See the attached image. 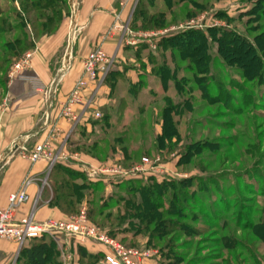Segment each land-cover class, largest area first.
<instances>
[{"label":"rangeland","instance_id":"1","mask_svg":"<svg viewBox=\"0 0 264 264\" xmlns=\"http://www.w3.org/2000/svg\"><path fill=\"white\" fill-rule=\"evenodd\" d=\"M73 1L74 13L66 8L58 26L78 16L83 0ZM172 1L169 7L167 0H143L149 4L148 11L155 18L151 26L139 23L136 32L132 31L134 15L128 21L131 17L129 14L126 21L133 34L127 36L125 42L137 41L138 44L133 46L123 42L118 45L120 38L119 35L115 36L118 51H115L114 45L109 50L105 49L109 57L115 58L113 69L99 86H104L105 91L99 97H96L98 91H95L91 99L94 107L90 111L93 115L101 114L100 119L94 120L100 121L110 113L113 121L120 118L127 128L135 124L136 128H140L142 124V130H134L139 131V135L133 136L137 138L134 146L141 149L134 154L131 152L133 162L125 161L120 148L113 153L103 142L96 152L90 151L88 147L95 140L112 142L121 132L127 131L113 132L111 129V133L105 134L100 126L92 124L97 121H90L92 130L77 136L74 141L78 144L76 147L69 146L70 141L67 142L70 159L66 164L75 162L80 165L79 169L83 172L73 169L82 173L77 181L79 185L88 186L90 181L99 190L83 189V198L78 202L74 200V211L62 207L58 209L61 212L58 215L62 219L78 216L85 208L90 223L109 241L126 252L138 254L128 256L132 264H259V259L264 258V244L251 231L245 230V225L249 219L258 220L257 212L264 208V181L256 178L254 183H250V178L245 176L247 170H261L263 165L259 162L264 155V137L260 136L264 132V129H260L264 127V80L261 84L245 79L243 68L236 63V58L250 52L248 62H253L254 52L250 51L252 44L264 59V0H192L182 4ZM161 12L164 15H159ZM193 31L205 35L208 71H204L205 62L195 66L189 59L181 60L178 51L169 49L171 45L168 43H162L168 37ZM152 34L155 35L152 45L147 44L146 38L142 37L143 40L139 37ZM14 37H21V34ZM74 39L76 41V36ZM197 43L201 44L203 40L199 38ZM227 46L233 47L235 56H238L225 58L227 53L222 50ZM240 47L243 48L242 54L237 52ZM178 83L183 88L182 92L177 87ZM246 94L254 102L240 114L234 111L237 103L232 102V106H229V98L244 101ZM168 101L173 106L183 104L176 109L180 116L173 115L181 140H172L161 147L156 140L162 134V116L169 106ZM140 106L145 108L141 115L138 114ZM136 119L139 123H135ZM229 143L236 144L229 147ZM189 145H199L205 150L196 151L185 159L183 156ZM247 148L249 152H245ZM144 159L152 163V166L145 168L147 173L139 178H119V182L138 180L148 183L149 179L159 183L188 181L189 186L184 190L193 203H184L186 220L179 219L183 232L152 238L144 233L136 235L126 223L118 228V225L105 222L107 216H112L113 220L119 216V207L112 206L117 197L127 198V185L118 190L113 186L117 182H112V177L108 175L100 177L96 183L84 171L121 169L129 172L141 167ZM48 169L50 177L53 169ZM59 174L57 172L50 181L47 180L46 187L49 188L43 195V203L49 201L53 208H57L52 205L53 185L55 180L62 178ZM236 176L244 178L237 181ZM218 177L222 179L220 183L215 180ZM217 184H220L219 190L226 191V196H232L228 216L220 210L218 200L215 202L211 194L203 192V189L210 188L217 193L214 187ZM247 186L254 191L247 194ZM161 201L167 205L164 199ZM43 203L39 204V209ZM55 242L52 264L54 257L56 264H110L107 258L118 255L115 246L106 243L88 241L92 246L86 248L75 239L63 236ZM80 248L85 250L86 258L81 256ZM123 259L120 258L118 262L124 264ZM261 263L264 264V259Z\"/></svg>","mask_w":264,"mask_h":264},{"label":"trees","instance_id":"2","mask_svg":"<svg viewBox=\"0 0 264 264\" xmlns=\"http://www.w3.org/2000/svg\"><path fill=\"white\" fill-rule=\"evenodd\" d=\"M142 1L143 0L140 1L133 16L132 31L134 32L137 31L139 23H145L146 26H151L155 18L154 14L152 15L148 11L149 4ZM190 1L192 0H176V4L188 3ZM172 3L173 1L170 0L167 5L171 7ZM66 8L70 9L69 0H19V9L14 6L8 9H3L0 6V100L3 98V94L6 90L12 66L19 61L24 54L30 52L34 48V40L37 37L52 33L55 29H57L59 24L58 22H60L64 13H66ZM159 15H164V12H161ZM15 34H21V37L15 38ZM196 35L200 38V40H203V43H197L199 38L197 39ZM204 37L205 35L193 31L190 34L186 33L175 37H168L166 40L163 39L162 43H168L171 45L169 46V49L178 51L181 60L189 59L194 62L195 66L205 62L204 71H208V60L206 58L207 43L204 41ZM250 45L251 53H255V55L253 53L252 58L254 60L250 63L248 62L250 52L243 57H241L242 55H237V57L235 56V50L233 51V47H223L222 51H226L225 53L227 54L224 56L227 59H230L233 56L237 57L236 63H239V65L243 68L245 79L251 81L252 83L259 82L262 84V80H264V59L259 53V50L256 49L254 45ZM239 49L240 50L237 52L242 54L243 48L240 47ZM177 87L181 92L183 91V88L179 86V83L177 84ZM229 99V106H232V102L237 103L234 111L240 114H243L244 110H247L248 106L252 105L254 102L253 98L247 94L246 98L243 99L244 101L235 97ZM186 105L187 103L185 102V106ZM180 106H183V104L180 103L177 106H173L170 102L169 106L163 111L162 134L158 136L156 140L161 147H164L167 142L171 143L172 140H177L179 142L181 140L173 116L174 114L178 117L180 116V113L176 110ZM144 111L145 108L140 106L138 114L141 115ZM113 120L112 115L107 113L105 118H102L100 121L98 120L92 124L100 126L105 134L111 133V129L112 131H123L125 129L127 131L124 133L121 132L112 142H108L106 139L105 142L103 139L95 140L93 145H90L91 147H88V149L96 152L98 145L103 142L105 143V147L107 148L108 146L110 151L113 153L120 148V150L124 153L125 161L133 162L134 158L132 159L131 152L134 154L139 152L141 149L140 146L137 148L134 146V143L136 142L135 140H137V138L135 139L134 137L139 135V131L134 130H142L143 126L141 124L140 128H136L135 124L130 128H127L125 124L122 123V119L119 118L116 121ZM135 123H139V120L136 119ZM260 129H264V127L261 126ZM76 131L82 135L86 129L79 127ZM262 135L264 137V132L260 136ZM235 144L236 143H229V147H233ZM77 145L78 144L76 143L75 147ZM220 146H222V144H220ZM260 147H262V144H260ZM206 148L208 149L210 147L206 146ZM202 149L203 151L205 150V148L200 147L199 145H189L187 152L183 157L188 159V157L193 155L192 153H196V151L200 150L202 151ZM245 152H249V148H247ZM215 153L217 152L215 151ZM259 163L263 164L262 167H260L264 169V155L261 156ZM262 169L260 170L259 168H255L253 172L247 170L245 177L250 178V183H254L256 178L257 180L264 181V170ZM57 172L60 173L59 175H61L62 178L55 180V184L53 185L54 198L52 205L56 206L58 209L68 207L73 212L74 200L78 202L83 198V189H90L94 191L99 190L98 186L90 181L88 186L79 185L77 181L81 178L82 173L76 172L63 164H57L53 168L50 180ZM235 178L239 181L241 178L243 179L244 176H236ZM215 180L220 183L222 179L219 178ZM215 180H213V182ZM219 185L220 184H217V187L214 186L215 192L217 193H213L210 188L203 189V192L211 194L215 202L218 200L220 210L228 216L232 207V196H226L224 194L226 191L224 192L219 190ZM113 186L118 190L124 189L125 186L127 198L121 199L117 197L115 199V204H113L114 206L112 207H119L120 214L115 220L112 219V216H107L105 218L106 223H112V225L115 226L118 225V228L122 227L126 223V225L130 228V231H133L136 235L144 233L146 235H150L152 238L165 237L172 233L176 235L178 232L180 233L184 231L182 226L179 224V219L186 220L185 208L183 206L185 205L184 203H193L191 199H188V193L184 190L189 186L188 181H163L162 183H159L154 179H149L148 183H144L138 180H130L129 182H118ZM245 189L247 194L254 191L248 186ZM162 199L166 201L167 205L161 201ZM234 199H238V197H235ZM106 206L107 205L105 204V207ZM100 214L101 213H99V215ZM257 214L258 220L253 221L252 219H249L245 225V230L251 231L253 235L264 244V208L258 211ZM170 219L173 221L175 220V222L173 223ZM223 225L225 226V224ZM223 225L221 227H223ZM236 244L237 243H235V245ZM55 246V240L49 236H43L40 239L31 240L20 251L18 264H52L51 254L54 252ZM233 247L235 249V246ZM79 252L82 257L86 258V253L83 248H80ZM262 260L259 259L260 263ZM53 264H56L55 257Z\"/></svg>","mask_w":264,"mask_h":264},{"label":"crops","instance_id":"3","mask_svg":"<svg viewBox=\"0 0 264 264\" xmlns=\"http://www.w3.org/2000/svg\"><path fill=\"white\" fill-rule=\"evenodd\" d=\"M120 3L121 0H83L75 20H65L52 33L34 40V48L28 52L32 55L30 68L25 74L39 79L43 84L42 90L34 89L28 82L9 77L0 100V209L6 208L10 196L19 192L25 181L32 178L34 183L29 188L31 200L22 207L19 216L26 217L33 212L39 222L62 219L58 215H61L58 208L51 207L49 201L43 203V195L49 188L43 187V182L50 180L49 164L45 161L33 164L23 155L36 144L52 137L53 132L55 135V131V146L58 147L65 140L70 141L69 146H75L77 142L74 141L79 135L76 130L79 127L85 128L87 132L92 130L90 121L95 119V115L91 111L82 125L73 130V124L61 116L62 107L83 75L87 56L99 47L104 51L109 50L111 45L118 51L115 45L117 38L105 41V34L115 23L116 15L121 10ZM0 6L3 9L13 6L19 9V0H0ZM69 6L74 13L73 0H69ZM127 18L128 12L125 11L122 23ZM75 36L76 41L73 40ZM119 42L120 39L118 45ZM95 91H98L96 97H99L105 87L92 86L87 99L92 98ZM77 113L82 114V110L78 108ZM63 165L83 172L78 163ZM41 203L44 205L39 209ZM76 242L86 248L92 246L90 242ZM19 254L16 244H0V264H16Z\"/></svg>","mask_w":264,"mask_h":264},{"label":"built area","instance_id":"4","mask_svg":"<svg viewBox=\"0 0 264 264\" xmlns=\"http://www.w3.org/2000/svg\"><path fill=\"white\" fill-rule=\"evenodd\" d=\"M138 2L139 0H121V10L116 15L114 25L105 35V41L119 35L121 40L120 44H123V42L133 46L138 44L137 41L125 42V38L132 35L133 32L129 30L127 21L122 23V15L125 11L129 12L128 17L131 13V17H129L130 19L128 20L131 21ZM139 37L146 38L145 41H147V44L152 45V38L155 37V35H143ZM31 56L32 55L28 53L20 61L15 63L10 71L9 77L28 82L34 89L42 90L43 84L39 79L36 77H28L25 74L30 68ZM114 62L115 58L109 57L102 47L95 49L85 59L83 75L68 95L61 112V116L73 124V130L82 125L86 115L90 109L93 108L92 98L90 97L87 99V93L90 88L92 86H100L102 81H104L105 76L113 69ZM78 108L82 110V114L77 113ZM94 117L95 119H100L101 114L96 113ZM55 132L57 134V131ZM55 135L53 132L52 137L44 142L36 144L31 151H25L23 157L33 164L45 161L49 164L51 170L57 164H66L70 159L66 149L68 141L65 140L60 146L56 147L55 140L57 138ZM150 166H152L150 160L144 159L141 167H136L129 172H124L121 169H114L111 171L99 170L98 172L87 169L84 173H86L87 177L93 182H99L100 177L108 175L109 177H112V182L118 183L119 178L128 179L141 177V175L146 172L145 168ZM33 183L34 179H27L21 190L10 196L8 206L0 209V244L2 242L14 243L18 246L20 252L31 240L40 239L43 236H49L54 240H59L60 237L63 236L68 239L73 238L79 242L95 241L104 244L106 243L110 246L114 245L118 255H115L114 257L109 256L107 258L108 262L110 264H120L118 260L125 257V260L123 259L124 264H132L129 261L128 256L132 255V257H135L138 254L135 252H126L118 245H115L113 241H109L105 235L101 234L99 229L90 223L85 208L82 209L78 216L66 219H49L44 222H39L35 219V214L33 212L29 216L20 217V210L31 200L29 188ZM46 185L47 179L43 182V187H46Z\"/></svg>","mask_w":264,"mask_h":264}]
</instances>
